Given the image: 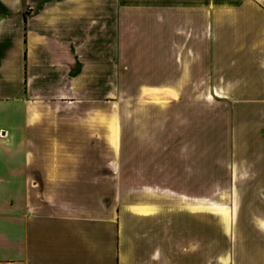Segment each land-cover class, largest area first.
Returning a JSON list of instances; mask_svg holds the SVG:
<instances>
[{"label": "crops", "instance_id": "1", "mask_svg": "<svg viewBox=\"0 0 264 264\" xmlns=\"http://www.w3.org/2000/svg\"><path fill=\"white\" fill-rule=\"evenodd\" d=\"M115 21V3L0 0V264H212L209 217L195 210L212 202L169 192L192 210L165 211L162 154L118 168L115 131L85 126L83 105H104L115 90ZM235 42L216 89L232 101L220 136L229 139L230 264H264V34ZM165 90L175 92L143 94L176 98ZM201 158L212 162L210 152ZM128 174L147 189L121 207L115 188Z\"/></svg>", "mask_w": 264, "mask_h": 264}, {"label": "rangeland", "instance_id": "2", "mask_svg": "<svg viewBox=\"0 0 264 264\" xmlns=\"http://www.w3.org/2000/svg\"><path fill=\"white\" fill-rule=\"evenodd\" d=\"M84 2L116 4L115 90L104 94V105H83L82 115L92 121H85V126L115 131L118 168L137 171L148 166V157L154 156L151 152L157 149L162 154L160 184L170 195L164 199L165 211L192 210L170 193L195 195L224 206L225 212L209 205L195 210L209 217L212 264H230L232 220L228 215L233 202L226 167L229 139L220 136L232 101L226 89L225 99L214 95L220 88V61L231 55L225 47L236 45L239 36L264 34V0ZM253 20L261 24L253 26ZM143 87H172L177 96L143 94ZM205 152L212 156L210 164L201 158ZM159 174L157 171L148 181L154 191ZM135 178L128 174L123 181L126 185L115 188L121 207L140 198L141 190L146 192L147 188L129 185L137 182ZM203 222L196 218L197 229Z\"/></svg>", "mask_w": 264, "mask_h": 264}, {"label": "bare ground", "instance_id": "3", "mask_svg": "<svg viewBox=\"0 0 264 264\" xmlns=\"http://www.w3.org/2000/svg\"><path fill=\"white\" fill-rule=\"evenodd\" d=\"M144 92H146V91H144ZM165 92H167L169 95H171V96H173V97H175L176 96V93L175 92H173V91H171V90H165ZM215 96L216 97H219V98H222L223 97V94H224V92L223 91H221V90H216L215 91ZM219 204V203H218ZM217 203H214V202H212L211 203V206L212 207H215V208H220L221 210H222V212H225V208H224V206H220V205H218Z\"/></svg>", "mask_w": 264, "mask_h": 264}]
</instances>
